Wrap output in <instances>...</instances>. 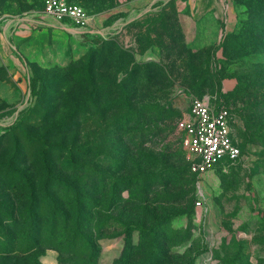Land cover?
<instances>
[{
  "label": "rangeland",
  "instance_id": "rangeland-1",
  "mask_svg": "<svg viewBox=\"0 0 264 264\" xmlns=\"http://www.w3.org/2000/svg\"><path fill=\"white\" fill-rule=\"evenodd\" d=\"M75 1L0 0V264H264V0ZM202 95L242 154L199 177Z\"/></svg>",
  "mask_w": 264,
  "mask_h": 264
},
{
  "label": "built area",
  "instance_id": "built-area-1",
  "mask_svg": "<svg viewBox=\"0 0 264 264\" xmlns=\"http://www.w3.org/2000/svg\"><path fill=\"white\" fill-rule=\"evenodd\" d=\"M44 12L59 24L91 29L92 19L86 9L69 0H44ZM232 114L228 107L216 108L210 97H193L190 113L178 122L183 144L188 150L191 171L199 177L226 161H236L241 148L231 132ZM199 196L196 204L201 206Z\"/></svg>",
  "mask_w": 264,
  "mask_h": 264
},
{
  "label": "trees",
  "instance_id": "trees-1",
  "mask_svg": "<svg viewBox=\"0 0 264 264\" xmlns=\"http://www.w3.org/2000/svg\"><path fill=\"white\" fill-rule=\"evenodd\" d=\"M70 2H73V3H78V2H76L75 0H69ZM78 4H80V3H78ZM43 5H44V0H43ZM81 5V4H80ZM83 6V5H82ZM84 7V6H83ZM85 8V7H84ZM86 9V8H85ZM87 11V10H86ZM200 97H203V95L202 96H200ZM242 151V150H241ZM189 168H190V164H189ZM190 171H191V168H190ZM191 173H193L194 175H196V176H198L196 173H194V172H192L191 171Z\"/></svg>",
  "mask_w": 264,
  "mask_h": 264
},
{
  "label": "crops",
  "instance_id": "crops-1",
  "mask_svg": "<svg viewBox=\"0 0 264 264\" xmlns=\"http://www.w3.org/2000/svg\"><path fill=\"white\" fill-rule=\"evenodd\" d=\"M189 113H190V110H189ZM189 113H188V115H187L186 117H188V116H189Z\"/></svg>",
  "mask_w": 264,
  "mask_h": 264
}]
</instances>
